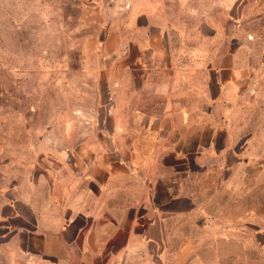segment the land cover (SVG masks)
Segmentation results:
<instances>
[{
	"label": "crops",
	"instance_id": "1",
	"mask_svg": "<svg viewBox=\"0 0 264 264\" xmlns=\"http://www.w3.org/2000/svg\"><path fill=\"white\" fill-rule=\"evenodd\" d=\"M239 2L111 0L99 10L133 20L108 49L132 73L136 97L155 102L132 105L128 122L119 117L126 109L103 108L38 141L19 161L24 177L3 193L0 246L20 264H223L246 255L243 223L209 213L228 180L219 173L246 160L236 99L259 78L255 37L242 42L236 32ZM193 94L205 95L200 106H187Z\"/></svg>",
	"mask_w": 264,
	"mask_h": 264
},
{
	"label": "rangeland",
	"instance_id": "2",
	"mask_svg": "<svg viewBox=\"0 0 264 264\" xmlns=\"http://www.w3.org/2000/svg\"><path fill=\"white\" fill-rule=\"evenodd\" d=\"M110 1L91 0L90 8V0H0V206L4 191L24 177L19 161L33 156L42 138L60 135L68 123L98 118L103 108L126 109L119 117L128 122L132 105L155 102L144 93L136 97L132 73L118 67L108 49L133 22L99 11ZM246 1L236 8V32L242 42L246 32L255 37L259 65L258 81L236 99L238 123L246 126V160L219 173L228 180L219 181L224 186L209 212L219 221L243 223L236 228L246 255L223 264H264V0H249L247 7ZM192 96L187 106L205 100L204 94ZM20 263L0 246V264Z\"/></svg>",
	"mask_w": 264,
	"mask_h": 264
}]
</instances>
